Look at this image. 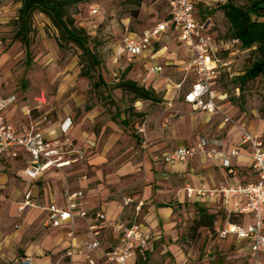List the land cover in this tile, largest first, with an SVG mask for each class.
Instances as JSON below:
<instances>
[{
    "label": "rangeland",
    "instance_id": "1",
    "mask_svg": "<svg viewBox=\"0 0 264 264\" xmlns=\"http://www.w3.org/2000/svg\"><path fill=\"white\" fill-rule=\"evenodd\" d=\"M231 1L247 7L251 0ZM19 7L20 3L13 0L5 5L0 17V97L15 99L5 109L6 118L20 126L27 122L25 109L46 114L51 120L70 115L74 121L72 137L81 155L71 167L51 169L29 183L19 178L20 164L0 159V264H15L23 256L40 264H83L65 253L72 239L86 237L85 221L78 220L73 237H69L66 226H47L43 211L20 212L17 204L26 189H33L42 200L58 201L68 186L82 191L88 207L119 202L126 194L154 199L156 189H161V200L168 201L169 184L179 188L183 179L179 172L166 177L163 152L194 142L201 135L227 137L226 130L231 126L220 127L219 119L192 111L177 98L176 85L181 83V90H185L194 75L185 68L188 51L172 32L155 39L149 52L153 59L146 55L129 60L120 55L126 33H140L167 15L166 0H142L139 5L135 0H81L69 7L75 24L88 35L94 64L90 55H84L75 44L63 43L59 30L40 11L32 14L27 54L15 38ZM92 7L96 13L91 12ZM207 9L209 14L201 12V19L208 22L206 32L213 38L230 39V25L223 11L211 3ZM231 52L227 55L230 64L220 70L213 88L231 97L233 105L226 110L233 116L232 125L261 135L264 144V76L241 84L238 77L254 57L251 49L238 46ZM153 64L160 65L161 70L151 71ZM127 81L151 90L154 97H138ZM176 212L183 228L181 243L197 257V208L185 204ZM166 255L151 254L143 264H167ZM218 257L212 264H251L234 245Z\"/></svg>",
    "mask_w": 264,
    "mask_h": 264
},
{
    "label": "built area",
    "instance_id": "2",
    "mask_svg": "<svg viewBox=\"0 0 264 264\" xmlns=\"http://www.w3.org/2000/svg\"><path fill=\"white\" fill-rule=\"evenodd\" d=\"M13 0H0V17L6 4ZM227 0H168L167 15L162 20L142 30L140 33H126L121 41L120 55L131 57L138 56L150 49L152 40L161 33L172 32L175 38L191 51L186 69L194 78L186 90H181V83L177 84V98L189 104L192 111L206 113L222 112L220 101L227 93L217 94L212 88L213 81L217 78L222 68L230 64L227 55L239 44L238 39L230 38L221 40L213 38L206 32L208 22L201 19V10L208 4H223ZM92 13L97 9L92 7ZM200 15V16H199ZM1 22V18H0ZM151 71H159V65H152ZM235 90L238 92L239 88ZM13 96L0 97V158L22 159L25 165L22 174L31 182L39 179L51 169L62 170L73 165L78 154L81 155L73 141L67 135L71 120L66 118L60 124L61 134L47 136V129L51 119L46 114H34L30 109L23 111L27 117L26 124L14 126L5 114L6 107L14 102ZM224 120L230 118L224 114ZM250 149V170L255 176L253 180L238 183L234 186L219 185L213 188L200 186L195 189L187 186L186 192L190 195L210 196L221 195L225 205V220L221 225L214 221V232L211 244L206 248L205 255L211 256L212 246L220 242L229 234H234L237 239L249 240V254L254 264H264V144L261 135L250 130L241 129L236 147L224 148L219 139L200 136L197 141L188 146H180L164 152L162 160L167 164L186 161L196 155L206 157L216 156L220 159L221 166L228 172H233L232 159L239 156L241 148ZM79 155V157H80ZM241 195L242 203L236 201L233 206L227 204L231 196ZM134 202L130 195L122 197L124 206ZM140 203L135 204L138 211ZM17 209L23 212L27 209H40L46 212L45 224L57 228L66 226L68 236L73 237L76 222L81 219L85 225L90 239L83 245L69 243L65 255L71 260L76 255L85 258L87 264H96L95 258L103 259L107 264H132L131 259L138 255L145 259L150 247V235L143 226L135 220L117 218L108 220L104 212H90L85 207L81 190L65 187L61 193V204L54 199L42 200L34 193L33 189H26L17 204ZM250 215L252 222L242 225L234 221L235 216ZM115 233L117 244L111 248H102V234ZM15 264H40L30 256H23Z\"/></svg>",
    "mask_w": 264,
    "mask_h": 264
},
{
    "label": "crops",
    "instance_id": "3",
    "mask_svg": "<svg viewBox=\"0 0 264 264\" xmlns=\"http://www.w3.org/2000/svg\"><path fill=\"white\" fill-rule=\"evenodd\" d=\"M158 36H156L152 40V44L155 41V39H157ZM185 48L188 51V57H187V61H188L191 56V51L187 46H185ZM149 52H151V47L150 49H148L147 51L143 52L138 56L149 55ZM231 53L233 52H229L228 56ZM149 57L153 59L154 55H149ZM153 65H158V64H153ZM212 88H213V83H212ZM214 91L217 94L221 93L216 91L215 89ZM235 94L238 95L239 91L237 92L235 90ZM180 99L182 104L190 107L189 104L183 101L182 97H180ZM220 104L222 106L221 113L220 112L206 113L203 111H196V112L209 117H215L219 119L221 123L220 127L225 126L224 128L227 129V125L231 126L229 130H226L227 137L218 138L223 142L224 148L229 149L237 146L238 139L240 136V131L241 129H246V128L244 126L232 125L233 116L226 110V107H228L229 105H233L232 99L231 97H229L228 94L224 99L220 101ZM224 114L230 118L229 121L224 120ZM66 118H69L71 120V125L67 132V135L73 141L76 147L74 137H72V129L74 127V121H73V117H71L70 115H66L62 119L51 120V124L47 129L48 131L46 135L56 136L61 134L60 124ZM199 137L200 136H198L197 139ZM196 141L188 144L178 145L170 150H173L180 146L192 145ZM241 152L242 153L239 156L232 159V165H233L232 173H228L221 166L220 159L216 156L206 157L204 155H196L191 159H187L186 161L177 162L174 164H167L164 163L162 160V162L164 163V169L166 171L165 172L166 177L168 173L179 172L180 177L183 179L182 180L183 183L179 188H175L171 184H169L170 187L168 188V190L170 191L171 194L167 196L168 201L161 200V198L159 197L160 195L158 193L161 191V189H156L157 194L154 196V199L146 200L144 197L142 196L140 197L139 195L126 194V195H130L134 201L126 206L123 205L121 198V201L119 202H115V201L105 202L99 205L98 207L97 205L88 207V205L85 204V207L90 212H94V211L104 212L108 220H113L120 217L124 220L138 221L143 226L145 232H147L150 235V247L149 250L147 251L145 259H140L138 255H134V257L131 259L132 264H138V263L143 264L145 261L147 260L149 261L151 254L152 256L159 255L160 257H162L164 253H167V255L165 256L166 258L165 261L167 264H192V263L212 264L216 260H218L219 258L218 255L221 252H226L231 245H234L235 247H238L240 251H243L245 256L248 257L249 262L251 264H254V260L251 258L248 251L250 241L247 239H237L236 236L232 233L229 234L224 239L220 240L219 243L214 244L212 246L211 256L205 255L206 248L211 244L212 233L214 232V221L218 220L219 223L222 225L225 220L226 211H225L223 198L221 195L210 196L208 194H204L200 196L193 194L189 196L186 192L187 186L193 187L195 189L199 188L200 186H204L205 188L209 189V188L217 187L219 185L234 186L238 183H245L246 181L253 180L255 176L251 173L250 165H249L250 149L247 146H243L241 148ZM11 160L21 165L18 172L19 178H21L22 180L28 183L31 182L30 180H26L23 178L25 176L22 174V168L25 165V162L22 159H11ZM52 171H57V169H53ZM171 198H173V201H169L171 200ZM60 201L61 199H58L57 202L61 204ZM236 201L242 203L244 201V197L241 195L231 196L227 205L231 207ZM137 202L141 204L138 211L135 208V204ZM185 204L189 206H196L197 208L196 215L198 218V225H197L198 234L194 238V243L198 244L197 257H194V255L192 254V250L188 249L184 243H181L182 240L180 239L182 236L181 232L183 228L179 225V221L177 220L176 208L184 207ZM41 211H43L46 214L44 210ZM233 220L242 225H245L247 223L252 222V217L250 215H239V216H235ZM263 230H264V225H263ZM85 235H86L85 238H82L81 240L79 239L78 241H74L73 239V241L76 242V244L79 246L83 245L90 239L88 232H86L84 236ZM116 244H117V236L115 233L104 232L102 234L101 249L111 248ZM184 246L185 248L182 249V247ZM262 256H264V251L262 253ZM73 259L76 262L79 263L81 262L83 264H85L86 262L85 258L81 255H76L73 257ZM95 260H96V264H107L103 261V259L95 258ZM194 260L196 262H194Z\"/></svg>",
    "mask_w": 264,
    "mask_h": 264
},
{
    "label": "trees",
    "instance_id": "4",
    "mask_svg": "<svg viewBox=\"0 0 264 264\" xmlns=\"http://www.w3.org/2000/svg\"><path fill=\"white\" fill-rule=\"evenodd\" d=\"M20 3L17 11L15 33L16 40L24 46L26 53L29 50V34L31 33V18L34 11L44 13L59 30L60 40L63 43H73L84 55L89 54L92 64L96 59L88 47V35L84 28L77 26L70 16L68 9L81 0H16ZM142 0H135L139 5ZM223 11L230 25L231 38L239 41L238 48L251 49L253 61L242 75L238 77L241 84L259 76H264V0H251L247 7L236 6L231 0L223 4H216ZM204 15L210 13L205 8ZM94 62V63H93ZM126 85L138 97L152 99L151 90L139 87L133 81H127ZM239 88V86H236Z\"/></svg>",
    "mask_w": 264,
    "mask_h": 264
}]
</instances>
